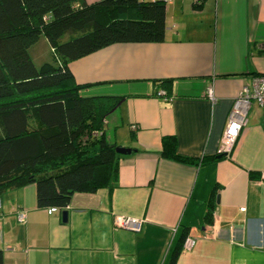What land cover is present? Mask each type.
<instances>
[{
    "label": "crops",
    "instance_id": "obj_1",
    "mask_svg": "<svg viewBox=\"0 0 264 264\" xmlns=\"http://www.w3.org/2000/svg\"><path fill=\"white\" fill-rule=\"evenodd\" d=\"M165 25L160 42L113 43L68 63L81 96L116 99L106 137L132 151L118 154L113 186L73 194L66 222L38 208L34 184L3 192V264H168L176 250L175 264H264L257 101L230 153L218 154L237 95L264 74V0H166ZM165 137L193 161L165 157Z\"/></svg>",
    "mask_w": 264,
    "mask_h": 264
},
{
    "label": "trees",
    "instance_id": "obj_2",
    "mask_svg": "<svg viewBox=\"0 0 264 264\" xmlns=\"http://www.w3.org/2000/svg\"><path fill=\"white\" fill-rule=\"evenodd\" d=\"M165 12L166 0H0V195L34 184L38 208L62 212L74 193L115 184L117 145L104 120L116 99L81 96L68 63L113 43L162 41ZM42 34L53 55L37 66L30 48ZM162 153L193 161L176 152L174 137Z\"/></svg>",
    "mask_w": 264,
    "mask_h": 264
},
{
    "label": "built area",
    "instance_id": "obj_3",
    "mask_svg": "<svg viewBox=\"0 0 264 264\" xmlns=\"http://www.w3.org/2000/svg\"><path fill=\"white\" fill-rule=\"evenodd\" d=\"M158 94H164V92L159 91ZM253 100L258 102L263 110L264 116V74L254 76L250 85H244L237 95L227 117L226 126L220 140L218 154L228 155L230 153L240 130L247 122V113ZM131 128L135 130L136 126L132 125ZM51 211H56V209L51 208ZM17 217L18 220L24 221V212H19ZM116 224L133 230H137L140 227L139 220L134 218H117ZM193 243L194 239L188 237L184 241V247H191Z\"/></svg>",
    "mask_w": 264,
    "mask_h": 264
},
{
    "label": "rangeland",
    "instance_id": "obj_4",
    "mask_svg": "<svg viewBox=\"0 0 264 264\" xmlns=\"http://www.w3.org/2000/svg\"><path fill=\"white\" fill-rule=\"evenodd\" d=\"M71 36H72L71 34H65L62 37V41L67 40ZM30 53H31L33 61L35 62V64L37 66H39L42 62H44L45 60H48L49 58L51 60L52 55H53V52L51 51V48L48 44V41L46 40V38L43 34L40 36L38 41L30 48ZM107 119L109 120V124H107V135L109 136L113 132L112 131L113 125L110 122L109 116ZM116 130H118V129H116ZM110 142L116 144L117 146H122L121 143H119L117 141V139L114 137H112ZM122 147H125V146H122Z\"/></svg>",
    "mask_w": 264,
    "mask_h": 264
},
{
    "label": "water",
    "instance_id": "obj_5",
    "mask_svg": "<svg viewBox=\"0 0 264 264\" xmlns=\"http://www.w3.org/2000/svg\"><path fill=\"white\" fill-rule=\"evenodd\" d=\"M132 151L131 148L129 147H122V146H116L115 147V152L118 154H130ZM67 217H68V211L64 210L61 212V218L63 222L67 221Z\"/></svg>",
    "mask_w": 264,
    "mask_h": 264
}]
</instances>
